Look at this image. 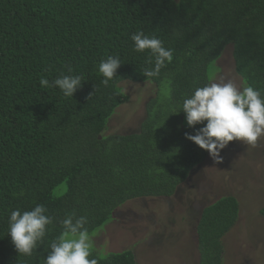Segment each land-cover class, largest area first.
<instances>
[{
	"label": "trees",
	"instance_id": "trees-1",
	"mask_svg": "<svg viewBox=\"0 0 264 264\" xmlns=\"http://www.w3.org/2000/svg\"><path fill=\"white\" fill-rule=\"evenodd\" d=\"M138 31L173 51L158 77L143 75L147 51L136 52L131 39ZM229 46L245 87L264 90V0H0V264H44L66 215H86L93 234L128 200L176 193L207 154L185 137L203 125L184 124L183 100L210 83L208 65ZM109 55L121 65L104 86L98 69ZM62 74L82 77L73 97L40 86ZM124 80L155 84L156 96L139 132L105 134L127 99ZM37 204L53 222L44 243L24 256L8 219ZM238 212L231 194L202 207L199 264H222V239ZM89 259L139 264L130 249L92 248Z\"/></svg>",
	"mask_w": 264,
	"mask_h": 264
},
{
	"label": "rangeland",
	"instance_id": "rangeland-1",
	"mask_svg": "<svg viewBox=\"0 0 264 264\" xmlns=\"http://www.w3.org/2000/svg\"><path fill=\"white\" fill-rule=\"evenodd\" d=\"M208 73L210 82L231 80L245 87L230 46L210 62ZM119 87L127 99L114 109L105 134L139 132L156 86L124 80ZM161 95L167 98L168 89L162 88ZM182 121L178 127H184ZM226 194L236 196L239 212L222 239V264H264V136L255 146L229 142L219 162L207 152L199 169L171 196L124 202L90 234L92 248L102 254L130 249L139 264H199L195 225L200 210Z\"/></svg>",
	"mask_w": 264,
	"mask_h": 264
},
{
	"label": "clouds",
	"instance_id": "clouds-1",
	"mask_svg": "<svg viewBox=\"0 0 264 264\" xmlns=\"http://www.w3.org/2000/svg\"><path fill=\"white\" fill-rule=\"evenodd\" d=\"M131 39L136 52L147 51L148 66L143 69L145 77H158L161 69L173 61V51L165 48L163 41L156 36L138 31ZM120 65L118 56L109 55L101 60L98 70L103 76L101 83L104 86H108L113 80ZM68 72H72L71 67L68 68ZM39 83L42 88L58 87L65 97H73L82 86V77L62 74L51 84L46 78H41ZM182 111L189 127L203 125L196 129L194 135L185 133L186 139L206 150L218 162L221 150L226 148L229 142L241 141L255 146L258 139L264 136V90L254 89L252 86L241 89L231 80L210 82L196 88L190 96L184 98ZM46 213L47 209L42 204L35 205L29 211L21 212L19 209L11 211L8 235L19 254L32 256L34 250L44 243L50 230L48 226L53 222L52 217ZM200 217L201 210L195 230ZM87 223L86 215L78 217L75 213L66 215L60 221L63 231L51 241L49 245L51 250L44 258V264H97L96 259H89L93 245L86 228Z\"/></svg>",
	"mask_w": 264,
	"mask_h": 264
}]
</instances>
